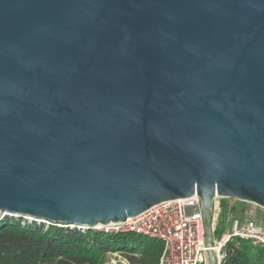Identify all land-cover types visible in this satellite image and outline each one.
Returning a JSON list of instances; mask_svg holds the SVG:
<instances>
[{
    "label": "water",
    "instance_id": "obj_1",
    "mask_svg": "<svg viewBox=\"0 0 264 264\" xmlns=\"http://www.w3.org/2000/svg\"><path fill=\"white\" fill-rule=\"evenodd\" d=\"M195 191L207 243L215 194L264 208V0H0V219Z\"/></svg>",
    "mask_w": 264,
    "mask_h": 264
},
{
    "label": "built area",
    "instance_id": "obj_2",
    "mask_svg": "<svg viewBox=\"0 0 264 264\" xmlns=\"http://www.w3.org/2000/svg\"><path fill=\"white\" fill-rule=\"evenodd\" d=\"M257 208L264 212V208L255 203L215 194L209 243L196 191L188 197L154 204L123 222H111L95 230L134 232L160 240L162 250L157 264H221L225 245L234 238L264 247V215H257ZM222 213L223 221L220 220ZM221 222L224 224L222 229ZM103 264L132 263L122 251L109 250Z\"/></svg>",
    "mask_w": 264,
    "mask_h": 264
},
{
    "label": "trees",
    "instance_id": "obj_3",
    "mask_svg": "<svg viewBox=\"0 0 264 264\" xmlns=\"http://www.w3.org/2000/svg\"><path fill=\"white\" fill-rule=\"evenodd\" d=\"M109 250L122 251L132 264H157L162 242L134 232L80 230L12 216L0 219V264H103ZM221 264H264V247L234 238L225 245Z\"/></svg>",
    "mask_w": 264,
    "mask_h": 264
},
{
    "label": "rangeland",
    "instance_id": "obj_4",
    "mask_svg": "<svg viewBox=\"0 0 264 264\" xmlns=\"http://www.w3.org/2000/svg\"><path fill=\"white\" fill-rule=\"evenodd\" d=\"M237 205H238V203H237ZM261 214L264 215V212H261L260 208H257V215H261ZM220 220H221V218H220Z\"/></svg>",
    "mask_w": 264,
    "mask_h": 264
}]
</instances>
